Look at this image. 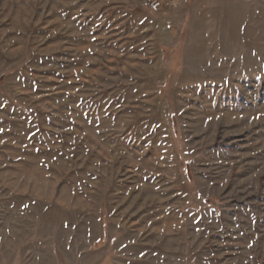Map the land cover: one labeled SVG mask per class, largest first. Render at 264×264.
Returning a JSON list of instances; mask_svg holds the SVG:
<instances>
[{
    "label": "rangeland",
    "instance_id": "374dc122",
    "mask_svg": "<svg viewBox=\"0 0 264 264\" xmlns=\"http://www.w3.org/2000/svg\"><path fill=\"white\" fill-rule=\"evenodd\" d=\"M0 264H264V0H0Z\"/></svg>",
    "mask_w": 264,
    "mask_h": 264
},
{
    "label": "built area",
    "instance_id": "2783aa9c",
    "mask_svg": "<svg viewBox=\"0 0 264 264\" xmlns=\"http://www.w3.org/2000/svg\"><path fill=\"white\" fill-rule=\"evenodd\" d=\"M172 0H145L146 7L152 12H160L171 5Z\"/></svg>",
    "mask_w": 264,
    "mask_h": 264
}]
</instances>
